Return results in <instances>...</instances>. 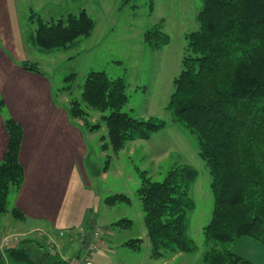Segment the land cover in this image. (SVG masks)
<instances>
[{
  "label": "trees",
  "instance_id": "obj_1",
  "mask_svg": "<svg viewBox=\"0 0 264 264\" xmlns=\"http://www.w3.org/2000/svg\"><path fill=\"white\" fill-rule=\"evenodd\" d=\"M155 0H148L150 11ZM198 14L199 29L186 36V54L182 71L174 79V91L166 110L173 124L195 137L199 156L212 177L214 209L204 228L209 247L202 262L196 264H255L232 252L242 238L264 246V0H202ZM36 34L31 42L41 51L68 50L79 39L89 38L96 22L82 10L57 21H46L33 13ZM144 41L153 51L171 42L163 21L145 32ZM22 68L41 73L36 64L23 63ZM73 77V76H72ZM125 79H111L106 72L93 71L84 82L81 100L70 101L72 119H87L83 103L102 114L107 127L102 150L118 155L128 143L150 140L166 129L168 122L158 117L138 119L124 112L129 103ZM5 102L0 98V115ZM108 113V114H107ZM8 147L0 162V227L9 205V194L18 192L25 180L20 161L23 128L13 118L5 119ZM85 124L91 132L100 124ZM112 156H108L110 165ZM137 191L145 214L151 258L162 260L169 255L193 253L197 245L189 236V214L196 208L191 188L199 177L191 165L172 167L163 181H155L147 171L138 169ZM105 204L115 207L131 204L126 194H112ZM19 222L25 215L14 207L11 212ZM130 229L133 221L114 223ZM0 251V264H69L54 245L36 242L38 254L29 248L30 241ZM143 239L124 242L139 251Z\"/></svg>",
  "mask_w": 264,
  "mask_h": 264
},
{
  "label": "rangeland",
  "instance_id": "obj_2",
  "mask_svg": "<svg viewBox=\"0 0 264 264\" xmlns=\"http://www.w3.org/2000/svg\"><path fill=\"white\" fill-rule=\"evenodd\" d=\"M10 2L17 6V11H11L13 35L17 37L18 31L21 32L25 63L36 64L41 73H44L42 75L49 80L52 96L57 105L65 107L70 112V101L81 100L87 75L93 71L106 72L111 79L123 78L127 83L129 103L124 107V112L138 119L158 117L168 122L166 129L154 135L148 143H144V147L138 148L136 144H130L125 152L121 151L114 155L112 151L102 150L101 139L105 137L107 142L108 132L101 119V113L89 109L83 103L82 107L88 113L85 120L89 124L101 125L97 132H91L85 120L72 119L70 115L72 122L80 127L84 135L92 134L91 137H85L89 155L88 159L83 158L82 168L78 166L72 176L64 206L65 221H60L55 228L57 232H66L61 237V242L66 246L68 243L70 247L64 251L65 245L58 244L57 240L50 242L49 246L54 245L56 250L60 249L64 255V258L60 255L61 258L72 264L82 257L84 247L91 242L93 232L100 230L102 236L100 247L93 255L92 252L89 254L93 256V264L202 262L209 249L205 244L203 231L210 223L214 209L212 177L199 156L195 137L179 125L173 124L166 110L169 97L174 91L173 81L183 69L186 36L199 29L198 14L203 6L202 0H155L153 11L149 10L148 0ZM82 10L87 11L96 22L97 28L91 37L79 39L78 44L68 50L51 52L41 51L31 42L30 36L36 34L37 28L36 23L30 21L33 13L46 21H57L69 14H78ZM162 21L171 42L162 50L153 51L145 43L144 35L147 30ZM109 155L112 156L110 165L107 164ZM178 164L191 165L199 173L197 181L191 188V197L196 208L189 214V236L198 248L193 253L169 255L165 259L155 260L151 258L145 214L137 194L140 187L138 169L149 172L155 181H163L168 171ZM105 172L108 174L103 177ZM112 194H126L130 197L131 204H120L115 207L106 205L105 198ZM15 195L16 190L12 188L8 199L9 211L1 218L0 242L6 237L15 238L19 243L31 241L36 251L38 250L36 242L45 243V235H38L41 231L39 229L30 234L14 232L3 236L12 225H20L11 214ZM122 219L132 220V228L113 226ZM106 236L116 242L113 252H109L102 245ZM132 239L144 240L141 250L134 251L123 246L124 242ZM76 241L79 242V246L75 244ZM231 250L258 264L257 242L242 238L231 247Z\"/></svg>",
  "mask_w": 264,
  "mask_h": 264
},
{
  "label": "crops",
  "instance_id": "obj_3",
  "mask_svg": "<svg viewBox=\"0 0 264 264\" xmlns=\"http://www.w3.org/2000/svg\"><path fill=\"white\" fill-rule=\"evenodd\" d=\"M10 1L0 0V96L5 102L3 115H0V162L9 142L4 122L11 117L24 131L20 161L25 180L16 192L14 207L25 215L26 220L9 227L3 236L14 232L30 234L39 229L46 237L65 245L60 234L66 232H57L55 228L60 221H65L64 206L72 176L78 166L82 168L83 158L88 159L86 138L92 134L84 135L72 122L68 109L55 103L51 84L43 72L40 74L22 68L26 61L25 50L21 45V32L18 31L17 37L13 35L11 11L17 6ZM151 140L128 143L122 151L125 152L130 144L144 147V143ZM107 174L103 173V177ZM114 243L115 240L108 236L102 241L109 252H113ZM75 244L79 246V242ZM28 246L33 253L39 252L33 249V243ZM68 247L67 243L63 250ZM263 247L258 244V264L264 263ZM57 251L64 258L62 251Z\"/></svg>",
  "mask_w": 264,
  "mask_h": 264
},
{
  "label": "built area",
  "instance_id": "obj_4",
  "mask_svg": "<svg viewBox=\"0 0 264 264\" xmlns=\"http://www.w3.org/2000/svg\"><path fill=\"white\" fill-rule=\"evenodd\" d=\"M39 234L45 235L44 232L42 231L38 232V235ZM62 236H63V233L60 234V237ZM101 240H102L101 231L95 230L93 232L91 242L89 241L84 247L85 252L83 253L82 257L72 264H93V256H90L89 254L90 252H92V255L96 253V251L100 247ZM52 241L53 240L50 237L45 236V243L48 246L50 245V242ZM18 244H19V241L17 239L12 238V237H6L0 242V251H4L8 247L18 246Z\"/></svg>",
  "mask_w": 264,
  "mask_h": 264
}]
</instances>
